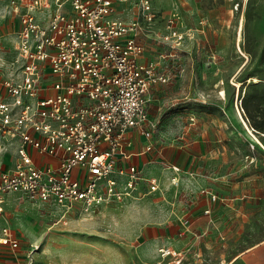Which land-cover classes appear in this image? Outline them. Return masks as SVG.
Returning <instances> with one entry per match:
<instances>
[{
  "label": "built area",
  "instance_id": "obj_1",
  "mask_svg": "<svg viewBox=\"0 0 264 264\" xmlns=\"http://www.w3.org/2000/svg\"><path fill=\"white\" fill-rule=\"evenodd\" d=\"M127 1H12L19 21L14 72L0 76L1 204L16 193L89 214L131 195L143 180L127 163L140 154L128 134L139 129L152 140L151 90L168 77L145 60L138 39L151 32L140 18L155 21L152 0H139V17L130 21L117 15ZM161 39L181 44L185 36L169 19ZM148 184L150 193L162 190L156 178ZM20 244L11 227L0 228L1 247L16 252ZM159 253L154 264L179 256L165 247Z\"/></svg>",
  "mask_w": 264,
  "mask_h": 264
},
{
  "label": "rangeland",
  "instance_id": "obj_2",
  "mask_svg": "<svg viewBox=\"0 0 264 264\" xmlns=\"http://www.w3.org/2000/svg\"><path fill=\"white\" fill-rule=\"evenodd\" d=\"M12 1L0 0V76L14 72L19 18ZM154 5L153 24L140 18L151 32L138 39L145 57L168 81L151 90V142L161 155L177 156L187 146L200 151L198 163L206 174L225 177L248 202L242 234L212 252L202 248L200 257L191 250L183 261L222 264L264 238V0H154ZM122 12L127 21L139 17V0H129ZM169 19L184 34L183 43L161 39ZM210 150L216 151L217 159H211ZM156 169L168 186L162 176L166 171ZM121 201L104 203L89 214L79 209L67 214L55 205L12 193L1 204L0 221L21 231L28 250L46 253L48 261L51 257L60 264H147L137 257L135 247L141 240L132 237L140 229L131 225L134 212H121V206L114 212L109 206ZM182 230L171 235L182 238Z\"/></svg>",
  "mask_w": 264,
  "mask_h": 264
},
{
  "label": "crops",
  "instance_id": "obj_3",
  "mask_svg": "<svg viewBox=\"0 0 264 264\" xmlns=\"http://www.w3.org/2000/svg\"><path fill=\"white\" fill-rule=\"evenodd\" d=\"M128 2H122L118 6L117 15L125 20L127 16L122 9ZM152 3L155 6L154 0ZM144 58L148 60L145 55ZM150 95L152 96V92ZM140 136L144 137V140H140ZM128 137L132 141V150L140 154L132 156L127 163L135 164L139 168L143 180L138 183L137 189L131 195L123 197L120 203L109 206H114L112 209L114 212L118 211V206H121V212H134L135 215L130 221L131 225L140 228L132 236L141 240L140 245L135 247L138 258L144 263L154 264L161 259L159 250L165 247L177 252L179 256L168 258L164 264H183L191 250L192 254L200 257L202 248L205 247L206 251L212 252L225 247V244L232 240L231 237L243 233L248 222V202L244 200L246 195L238 197L233 183H229L225 177H220L216 173L207 175L198 163V158L202 155L200 151L194 152L187 146L177 156L161 155L154 145L152 151L145 150L151 141L145 138L141 130L131 131ZM209 152L211 159H217L218 156L213 155L216 151ZM157 166L166 171H163L162 176L168 179L170 183L168 186L164 180L163 182L156 176ZM171 166H178L180 172L175 173ZM175 175H178L179 179L177 185L172 183ZM155 178L159 180L162 190L150 193L148 179ZM10 195L12 194L5 196L4 203L6 197ZM212 195H216L217 199L212 200ZM4 226L11 227L21 239V244L16 252L0 246V264H29L31 251L23 241L24 235L10 224L0 221V228ZM178 228L183 230L182 238L177 239L171 234L176 235ZM47 259L44 252L32 253V264H60L56 259L51 260V257L50 261ZM222 264H264V238L238 250Z\"/></svg>",
  "mask_w": 264,
  "mask_h": 264
},
{
  "label": "trees",
  "instance_id": "obj_4",
  "mask_svg": "<svg viewBox=\"0 0 264 264\" xmlns=\"http://www.w3.org/2000/svg\"><path fill=\"white\" fill-rule=\"evenodd\" d=\"M248 90H249V86L246 87V93H245V97H244V99L246 98V95L248 94ZM244 101H245V100H244ZM242 109H243V111H244L243 105H242ZM247 111H248V115H249L250 120H251V121H255L254 116L251 114L250 109H249L248 107H247ZM255 125H256V124H255ZM257 127H259V126H257Z\"/></svg>",
  "mask_w": 264,
  "mask_h": 264
},
{
  "label": "bare ground",
  "instance_id": "obj_5",
  "mask_svg": "<svg viewBox=\"0 0 264 264\" xmlns=\"http://www.w3.org/2000/svg\"><path fill=\"white\" fill-rule=\"evenodd\" d=\"M240 38H241V36H240ZM240 44V43H239ZM240 46V45H239ZM240 50H242V49H240ZM238 86H240V83H238ZM0 209L2 210V206H1V203H0Z\"/></svg>",
  "mask_w": 264,
  "mask_h": 264
}]
</instances>
